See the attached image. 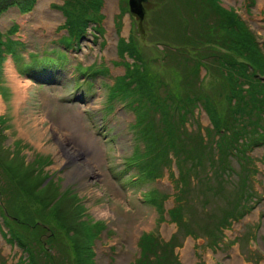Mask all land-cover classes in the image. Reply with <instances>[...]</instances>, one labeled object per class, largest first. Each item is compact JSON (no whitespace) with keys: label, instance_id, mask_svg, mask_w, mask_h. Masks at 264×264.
<instances>
[{"label":"rangeland","instance_id":"1","mask_svg":"<svg viewBox=\"0 0 264 264\" xmlns=\"http://www.w3.org/2000/svg\"><path fill=\"white\" fill-rule=\"evenodd\" d=\"M89 1L36 0L26 13L10 8L0 15L2 39L21 43L16 52L24 61L27 53L52 59L64 54L54 76H23L8 55L0 63V264H26L8 241L13 219L34 251L43 242L49 245V233L56 237L53 248L68 245L55 215L43 211L64 198L82 210L84 225L96 224L90 230L93 264H134L142 234L163 247L144 254V264L155 254L159 264H264V146L228 160L232 173H222L218 135L206 112L225 116L238 98L240 106L251 100L253 111H245L243 119L250 136L257 137L256 130L264 133V93L233 96L228 69L213 58L197 62L206 55L205 45L178 38L170 0H147L142 33L128 15L127 0H100L98 24L87 22L78 41L64 48L73 26H81L78 5ZM64 4L73 12L68 21L59 9ZM218 5L245 23L264 54V0H218ZM172 44L177 50L165 57ZM84 68L97 74L87 77ZM152 86H158L156 98L191 87L200 98L193 117L176 127L158 99L157 108L144 99L141 107L136 88ZM167 132L172 151L164 164L162 156H151L159 149L152 140ZM195 154L200 155L197 181L191 180ZM133 157L138 163L154 161L149 160L145 176L128 167ZM242 193L251 196L240 198ZM173 208L176 213L167 216ZM34 224L48 232L39 236Z\"/></svg>","mask_w":264,"mask_h":264},{"label":"trees","instance_id":"2","mask_svg":"<svg viewBox=\"0 0 264 264\" xmlns=\"http://www.w3.org/2000/svg\"><path fill=\"white\" fill-rule=\"evenodd\" d=\"M35 1L36 0H0V15L10 8H14L19 14L26 13L32 9ZM100 4V0H90L87 5H78L81 10L79 12V23L81 26H73V30L70 31L69 36L64 39V48H69L71 44L78 41L82 36L81 27L87 24V22L92 21L93 24H98L100 19L98 13ZM170 6L171 11H173L178 19V38L183 36V39L193 41L188 44L205 45L206 49L204 50L206 55L195 58L197 62L213 58V60L221 65V67H224L225 70L228 69L231 72L229 73L228 78L233 83V86L229 88L233 96H235L234 92L236 91H238L239 94L241 92H249V95L251 90L252 93L254 92L255 94L259 92V94L262 95L264 93L263 51L256 42L254 35L236 14L220 7L218 5V0H170ZM59 9L66 18L65 20H70V16L73 14L72 10L69 11L66 8V4L59 7ZM89 13L93 14L95 19H93V17L90 18L88 16ZM189 31H191L193 35H190L191 32ZM13 32L14 31L12 30L9 31V33ZM7 36L8 35H6V37ZM191 36H193V38ZM2 38V34L0 33V63L5 56H10L17 72L23 76H31L33 74L45 76V74L49 72H52L50 76H54L58 72L59 65L57 59H64V54L62 52L57 54V59L37 57L34 53H27L26 56L28 61H24L23 57L16 52V48L22 46V44L6 38L3 40ZM164 44V46H166L169 42H164ZM196 46L197 45H195V47ZM175 50H177L175 44L167 46L164 50V56L167 57L169 52H174ZM180 53L183 55L185 54L183 51H180ZM197 53L201 52L199 51ZM143 67L144 66L142 65L141 68L143 69ZM88 68L82 69L81 74L93 78L97 72L90 71ZM183 75L184 79H188L189 74L185 70H183ZM133 76L134 81L137 80L138 82L137 76L135 74ZM143 76V73L139 76L142 80V82H139L140 84H143L144 82ZM238 82L239 86L237 84ZM163 85L165 86V84ZM243 86L246 87L244 88ZM122 87L124 88V86L118 87L119 93L123 90ZM157 88L158 86H152L151 88H146L147 90H142V92L141 88H136V92L139 94V99H137V101L141 103V107L144 103L148 102L147 100H149L157 108L156 104L158 99V102H162L161 108L159 109H162L163 106V108L167 110L168 117L176 127L182 126L193 117V109L198 105L197 103L200 101V98L192 94L191 87L185 86L181 88V92L178 93V95L163 96L159 93V98H156ZM0 94H2L1 70ZM252 97L254 96L252 95L249 98ZM142 99H144V101ZM237 101L238 104L236 105V108L229 109L225 116L215 115L211 109H207L206 111L209 114L211 121V129L214 130L215 135H218L216 148L220 159V171L224 174L231 172V168L226 167L228 160L237 158L239 154H246L253 146H264V133L261 134L256 130L255 133L258 134V136H250L253 132L248 130L247 127L250 126L244 124V112L248 110L251 113L255 103L252 104V101L250 100L248 101L249 103L247 102L244 106H240L241 98H238ZM250 104L251 106L248 108L247 106ZM237 124H239V126H237ZM169 130L173 137V132L171 129ZM167 134L168 132L164 139L162 136L159 137L157 135L152 140V143L158 145L159 149H154L155 155L151 156L155 157V159L162 156L164 158L163 161L166 160L164 164H167V160H169L168 153L169 151H172V146ZM227 136L229 137V140L224 141V137ZM239 146H242V149H239ZM134 157L128 161V167H136V170L145 176V173L148 172L147 168L149 163H151L150 161H154L148 159V161H139L141 163H138ZM199 159V154H195L194 157L190 159V161L194 162L192 165V172L194 174H192L193 176L190 175L191 180L193 178H195V180L197 179L196 173H198V166L200 164ZM249 196H251L250 193L249 195H247V193H242L240 198H249ZM53 206L54 207L49 208L48 205H45L43 211L49 209V213L55 215L52 217H56L60 222V228L64 230L65 238L68 239V245H63L62 243V245H59L60 247L53 248L52 245L56 244V237L55 234L49 233L47 235L45 234V238L49 245H46L45 242H43L34 251L31 247L32 243H30L27 236L25 237L26 234L24 235V233L19 230L20 228L15 219L12 220L13 222H11L10 225L7 224L9 235L8 241L15 244V246L21 251L26 264H93V252L91 247V237L93 238V233L91 234L90 230L95 228L96 224L94 223L91 226L84 225L81 220L82 210L78 209L72 202L71 204L66 205L65 198ZM174 209L175 208L167 211V216L176 213V210ZM178 211L179 218L183 217L182 207H179L177 212ZM157 213H159V217L162 218L160 206ZM233 216L234 215H232V217ZM237 216L241 217L242 212L240 214L238 213ZM178 221L175 220L174 222L176 223V226L179 225L178 228H180L182 225L180 224V221ZM33 229L39 232V236L48 232V229L41 225L34 224ZM210 240H212V237L208 235L207 244ZM138 245L141 250L140 258L134 264H144V254L156 252L158 249L162 251L163 248L159 247V244L156 243V240L151 234H142L139 238ZM166 250L168 253L171 252L169 248H166ZM155 258L156 254L153 258L154 261L150 264H159Z\"/></svg>","mask_w":264,"mask_h":264},{"label":"water","instance_id":"3","mask_svg":"<svg viewBox=\"0 0 264 264\" xmlns=\"http://www.w3.org/2000/svg\"><path fill=\"white\" fill-rule=\"evenodd\" d=\"M147 0H127L128 15L136 21V27L142 33V20L144 16L143 5Z\"/></svg>","mask_w":264,"mask_h":264},{"label":"bare ground","instance_id":"4","mask_svg":"<svg viewBox=\"0 0 264 264\" xmlns=\"http://www.w3.org/2000/svg\"><path fill=\"white\" fill-rule=\"evenodd\" d=\"M62 125L65 126V127H69V123H67V122H63ZM75 128H76V127H75ZM77 131H78V130H77ZM60 137H61V136H59V139H60ZM60 141H61V139H60Z\"/></svg>","mask_w":264,"mask_h":264}]
</instances>
